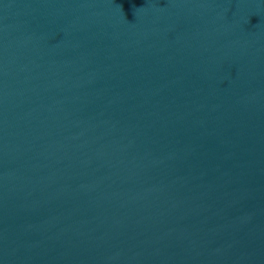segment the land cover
<instances>
[{
  "label": "water",
  "instance_id": "obj_1",
  "mask_svg": "<svg viewBox=\"0 0 264 264\" xmlns=\"http://www.w3.org/2000/svg\"><path fill=\"white\" fill-rule=\"evenodd\" d=\"M0 264H264V0H0Z\"/></svg>",
  "mask_w": 264,
  "mask_h": 264
}]
</instances>
